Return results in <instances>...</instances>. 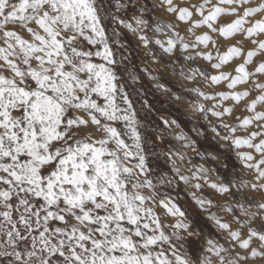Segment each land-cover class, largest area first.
<instances>
[{"label":"snow or ice","instance_id":"6c2138e0","mask_svg":"<svg viewBox=\"0 0 264 264\" xmlns=\"http://www.w3.org/2000/svg\"><path fill=\"white\" fill-rule=\"evenodd\" d=\"M0 264H264V0H0Z\"/></svg>","mask_w":264,"mask_h":264},{"label":"rangeland","instance_id":"374dc122","mask_svg":"<svg viewBox=\"0 0 264 264\" xmlns=\"http://www.w3.org/2000/svg\"><path fill=\"white\" fill-rule=\"evenodd\" d=\"M163 38V37H161ZM237 40H240V37L237 36L235 39H228L226 41H223L224 45L227 46V45H230V44H234L236 43ZM124 43L126 44V46L128 47L129 50H134L135 47H136V39L135 37L132 36L131 33H128L127 35V41H124ZM244 46L245 48H251L252 45L248 42H244ZM225 48H221V51H224ZM166 60L168 59L167 57L165 58ZM255 59V58H254ZM239 62H242L239 58H237L231 66H226L225 67V70H228V71H234V67H235V64L236 63H239ZM138 63V61H137ZM200 64H203L205 67H207V63L205 61H199ZM215 89L217 91H220V90H226L225 88V85H219V86H214ZM239 88V86H237ZM158 95V94H157ZM156 107H160L159 104L156 105ZM167 107V106H165ZM181 120H182V123H184L185 125V130H190L191 128H193L195 125L194 122H189V118L188 117H184L182 116L181 117ZM205 122L204 121H200V124H204ZM210 135V134H209ZM201 142L203 143V138H201ZM172 195H176V193H172ZM189 197L185 196L184 192H180L179 193V197H178V202L182 205V207H185L187 208L188 207V201H189Z\"/></svg>","mask_w":264,"mask_h":264}]
</instances>
